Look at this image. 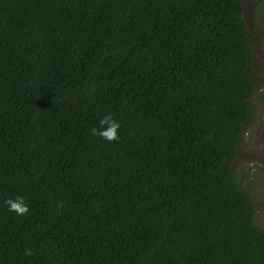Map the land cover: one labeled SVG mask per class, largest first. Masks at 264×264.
Here are the masks:
<instances>
[{"label": "trees", "instance_id": "16d2710c", "mask_svg": "<svg viewBox=\"0 0 264 264\" xmlns=\"http://www.w3.org/2000/svg\"><path fill=\"white\" fill-rule=\"evenodd\" d=\"M242 4L0 0V264H264Z\"/></svg>", "mask_w": 264, "mask_h": 264}, {"label": "rangeland", "instance_id": "374dc122", "mask_svg": "<svg viewBox=\"0 0 264 264\" xmlns=\"http://www.w3.org/2000/svg\"><path fill=\"white\" fill-rule=\"evenodd\" d=\"M262 48L264 49V46ZM263 88L255 90L251 98L255 106L254 117L252 122L246 126L242 133L238 156L232 162L234 169L238 171V180H240L243 186L250 191V194L254 199L256 222L262 227H264Z\"/></svg>", "mask_w": 264, "mask_h": 264}, {"label": "flooded vegetation", "instance_id": "af4514ba", "mask_svg": "<svg viewBox=\"0 0 264 264\" xmlns=\"http://www.w3.org/2000/svg\"><path fill=\"white\" fill-rule=\"evenodd\" d=\"M242 3V16L245 20L247 33L257 57L253 64V73L261 77L260 84L254 88L253 96L255 90L264 87V49L262 48L264 46V0H242Z\"/></svg>", "mask_w": 264, "mask_h": 264}, {"label": "clouds", "instance_id": "9594fccd", "mask_svg": "<svg viewBox=\"0 0 264 264\" xmlns=\"http://www.w3.org/2000/svg\"><path fill=\"white\" fill-rule=\"evenodd\" d=\"M119 129V120L115 119L111 112H107L99 118L96 125L91 127L89 131L91 135L97 136L103 141L111 142L119 138ZM4 204L9 212H14L17 216H23L29 212L28 204L21 195L6 198Z\"/></svg>", "mask_w": 264, "mask_h": 264}]
</instances>
